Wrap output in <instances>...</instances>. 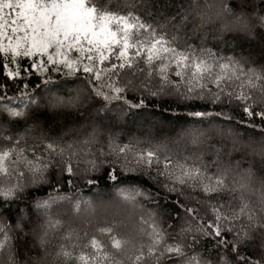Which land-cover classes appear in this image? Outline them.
<instances>
[{"label":"trees","instance_id":"1","mask_svg":"<svg viewBox=\"0 0 264 264\" xmlns=\"http://www.w3.org/2000/svg\"><path fill=\"white\" fill-rule=\"evenodd\" d=\"M224 2L108 0L109 5L133 11L169 39L177 37L173 47L178 51H191L217 65L214 76L221 74L219 65L230 60L239 61L245 72L264 74V26L254 21L251 37L226 30V17L216 15ZM226 2L233 14L264 15V0ZM115 56L97 62L101 80L96 81L82 69L73 72L50 63L41 68L34 65L35 57L13 59L0 54V150L15 147L36 167L48 165L43 178L32 182L29 167L20 164L17 171L24 176H14L11 182L18 179L22 191L7 200L0 196V223L7 234L0 233V240L11 238L16 264H84L82 256L93 258L88 264H97L96 258L105 252L134 264L141 247L147 253L152 225L163 235L159 247L179 244L187 256L208 264H264V231L248 229L243 216L232 218L233 209L239 210L240 183H247L248 210L261 219L264 119L247 116L244 108L264 111V93L233 85L226 89L233 95H225L212 78L200 81L205 85L200 88L190 72L175 75L171 54L149 65L146 52L142 56L130 52L131 69L105 71L112 63L123 62ZM8 71L18 75L10 77ZM96 91L109 98L97 96ZM241 91L251 99H235ZM16 140L18 145L13 144ZM172 140L178 145H165ZM48 144L56 151L47 149ZM149 151L161 163L151 168L137 165V158ZM11 160L19 156L14 154ZM165 163L171 165L169 178L159 175ZM69 164L71 174L65 170ZM182 168L200 169L201 178L177 183ZM221 175L237 191L205 192V185ZM8 183H0V191ZM127 214L145 220L143 232L131 235L118 216ZM210 224L220 225L227 244L220 243ZM107 227L127 241L120 253L112 248L109 235L100 231ZM242 229L249 231V239L237 236ZM93 238L104 245L102 252L90 246ZM146 260L147 264H187L177 257L157 261L146 256Z\"/></svg>","mask_w":264,"mask_h":264},{"label":"snow or ice","instance_id":"2","mask_svg":"<svg viewBox=\"0 0 264 264\" xmlns=\"http://www.w3.org/2000/svg\"><path fill=\"white\" fill-rule=\"evenodd\" d=\"M216 15L226 17L224 24L226 30L237 31L249 37L252 36L254 21L264 26V15L255 16L244 12L233 14L226 0ZM227 17H232V19H227ZM184 19L186 20L187 17ZM176 41L177 37L173 36L169 39L167 33L159 32L157 28L144 22L133 11H124L115 5H109L108 0H100L99 4L97 0H0V54L6 57H37L38 59L33 61L37 67L42 68L46 63L62 64L73 72L79 70L78 65H82L85 73L92 74L96 81H100L101 70H96L95 66L97 62L103 64L108 61L113 53H116L117 60L123 62L119 65L112 63L111 67L105 70L112 73L117 72L118 69L133 67L130 52H134L136 56H142L146 52L149 65L171 54L175 60V75L184 77L186 72H190L200 88L205 87L200 81L212 78V82L225 95H233L232 92L226 91L233 85L240 89L247 87L252 91L259 90L264 93V74L256 73L254 70L245 72L239 61L230 60L229 63L219 65L221 74L214 76V69L217 65L196 56L191 51H178L176 47H173ZM190 48L191 46H189ZM72 52H76L78 56L70 60L69 53ZM43 57L47 59L45 60ZM84 61L88 63H84ZM237 73H242L245 78L242 79L241 75ZM15 75H18V72L8 71V76ZM166 79L167 77H165ZM113 90L117 93L123 91L121 88ZM189 91L192 89L190 88ZM96 95L103 96L104 99L109 98L102 91H96ZM216 95L219 98V94ZM235 99L247 101L251 99V95H246L241 91L235 95ZM57 103H63V101L58 100ZM244 112L249 117L260 116L264 119V111L254 112L250 106H246ZM12 115L21 116L22 113L12 112ZM196 115L204 114L196 113ZM8 139L11 140V137ZM13 144L18 145L19 140L13 141ZM46 147L53 152L56 151L53 144H48ZM14 154L19 156V160H11ZM136 163L151 168L154 165H159L161 161L155 152L149 151L146 154H141ZM20 164L29 167V171L32 173V182L41 180L44 170L48 167V165H44L43 168L36 167L32 161L26 160L22 152L17 153L15 147L0 150V183L9 182L8 186L0 191V196L5 200L15 196L18 191L23 189V185L19 183L18 179L14 183L11 182L14 176L18 178L24 176L23 171H17ZM163 167L165 171L159 175H164L166 178L171 177L172 174L167 171L171 165L165 163ZM65 170L71 174L72 166L67 165ZM201 175L200 169L182 168L181 174L176 177V182L186 184L189 180H199ZM248 176L250 179V171ZM112 178L115 179V175ZM226 179L225 175L216 177L214 181L205 185L204 191L235 193L237 189L229 186ZM240 189L243 191L237 198L240 201L239 210L233 209L235 215L232 218L239 220L243 216L248 221V229L264 231V188L261 190V219L259 220L248 210L249 204L246 202L244 192L251 191L249 185L240 183ZM133 198L126 197V199ZM41 207H47V205L43 204ZM216 211L219 213V209ZM217 219H220L219 215H217ZM224 219L228 220L230 217L225 216ZM151 227L153 238L147 246V253L145 254L144 248L141 247L139 254L134 257V264H147L146 256L155 257L157 261L166 256L168 259L184 258L187 264H208L196 256H187L184 248L179 244H164L163 247H159L163 242V235L156 230L155 225ZM209 227L213 229V234L216 237H221L220 243L227 244L221 235L220 225L210 224ZM100 231L109 235L112 248L120 253L127 241L112 235L111 227L103 228ZM0 233L7 236L2 223H0ZM237 236L242 241L250 238L249 231L244 229L237 232ZM90 246L96 251L102 252L104 249V245L95 238L91 240ZM233 251H236L235 245ZM237 258L244 259L239 255ZM80 259L84 261V264H88V261L93 258L82 256ZM96 259L97 264H104V262L124 264L122 259L106 252L102 257ZM0 264H16L15 249L11 246L10 237L0 240ZM248 264H251V261ZM256 264L259 262L257 261Z\"/></svg>","mask_w":264,"mask_h":264},{"label":"rangeland","instance_id":"3","mask_svg":"<svg viewBox=\"0 0 264 264\" xmlns=\"http://www.w3.org/2000/svg\"><path fill=\"white\" fill-rule=\"evenodd\" d=\"M78 54L76 52H72V53H69V59H75L77 58ZM13 59H17L18 57H12ZM31 58H34V57H31ZM36 60L38 59L37 57H35ZM43 59H47L46 57H43ZM84 63H88L87 61H84ZM48 64V63H46ZM78 69H82L83 70V66L82 65H78L77 66ZM73 129V128H72ZM87 135V134H86ZM86 137H89L90 138V134L87 135ZM167 146L169 147H174V146H177L176 143H174V141H170L169 143L165 142ZM120 216L121 218H123L126 222H124V224L126 225V227H128L129 231L131 232V235H135L140 232H143V229H145V220L144 219H139L137 216H132L130 214H127V215H118Z\"/></svg>","mask_w":264,"mask_h":264}]
</instances>
